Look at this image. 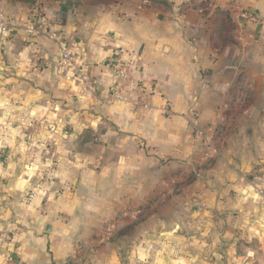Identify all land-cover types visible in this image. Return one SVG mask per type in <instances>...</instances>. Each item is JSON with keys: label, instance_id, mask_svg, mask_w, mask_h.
<instances>
[{"label": "crops", "instance_id": "obj_1", "mask_svg": "<svg viewBox=\"0 0 264 264\" xmlns=\"http://www.w3.org/2000/svg\"><path fill=\"white\" fill-rule=\"evenodd\" d=\"M36 1L0 0V264H182L174 234L204 227L222 195L197 129L214 136L244 81L264 89V0H43L45 29ZM231 4L258 22L235 18ZM59 35L86 69L88 95L60 64ZM118 50L137 58L170 117L104 100L113 76L103 64ZM154 203L172 211L125 236ZM107 224L115 229L102 238Z\"/></svg>", "mask_w": 264, "mask_h": 264}, {"label": "rangeland", "instance_id": "obj_2", "mask_svg": "<svg viewBox=\"0 0 264 264\" xmlns=\"http://www.w3.org/2000/svg\"><path fill=\"white\" fill-rule=\"evenodd\" d=\"M232 8L234 6L229 5V9ZM230 12L243 21L234 11ZM224 28L223 43H234L233 29L229 25ZM36 29L29 27L28 33H35ZM260 31L256 30L259 36ZM250 84L244 81V89L239 93L235 92L237 89L230 91V101L221 110V120L213 129L214 136L207 137V146L204 131L197 129L204 167L217 174L222 195L215 201L214 214L205 217L204 227L187 228L183 235L174 234L172 240L176 242L178 255L186 259L182 264H264V106H254V112L249 108L253 99L264 100V89L260 88L261 82L256 94L249 88ZM248 115L254 118L246 121ZM170 211L168 205L154 203L139 217L138 223L132 221L124 225L123 234L127 237L135 235L136 225L140 222L153 228L154 219ZM162 233L152 230L150 237L158 239L164 236ZM192 234L194 241H189ZM166 252L162 253L165 257ZM162 263L160 258L159 264Z\"/></svg>", "mask_w": 264, "mask_h": 264}, {"label": "built area", "instance_id": "obj_3", "mask_svg": "<svg viewBox=\"0 0 264 264\" xmlns=\"http://www.w3.org/2000/svg\"><path fill=\"white\" fill-rule=\"evenodd\" d=\"M232 9L246 23L257 22L256 16L239 8V6H234ZM33 14L36 23L43 29L52 26L53 19L47 16V8L43 0L35 2ZM32 27H30V30H32ZM0 32L8 33V22L2 8H0ZM56 39L60 50V64L71 68L78 88L82 93L88 95L92 92V86L84 65L77 62L63 36L59 35ZM34 61L38 67H43L39 58ZM103 66L113 76V82L104 96L105 101L126 104L134 112H148L157 109L166 118L172 115V109L164 97L142 78L140 65L136 57H132L123 50H118L104 62ZM156 101H158L157 104ZM207 137L204 134V144L206 146L208 144ZM206 146H204L205 150H207ZM114 229L113 224H107L102 231V238L111 236Z\"/></svg>", "mask_w": 264, "mask_h": 264}, {"label": "trees", "instance_id": "obj_4", "mask_svg": "<svg viewBox=\"0 0 264 264\" xmlns=\"http://www.w3.org/2000/svg\"><path fill=\"white\" fill-rule=\"evenodd\" d=\"M225 15V18L228 16H230V13H229V11H227V12H223L222 14H221V16H224Z\"/></svg>", "mask_w": 264, "mask_h": 264}, {"label": "water", "instance_id": "obj_5", "mask_svg": "<svg viewBox=\"0 0 264 264\" xmlns=\"http://www.w3.org/2000/svg\"><path fill=\"white\" fill-rule=\"evenodd\" d=\"M10 247H12V245H10Z\"/></svg>", "mask_w": 264, "mask_h": 264}]
</instances>
